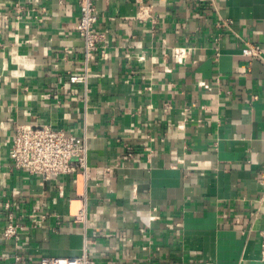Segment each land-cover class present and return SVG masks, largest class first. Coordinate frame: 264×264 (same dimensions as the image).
Listing matches in <instances>:
<instances>
[{"label": "crops", "instance_id": "0c3cea01", "mask_svg": "<svg viewBox=\"0 0 264 264\" xmlns=\"http://www.w3.org/2000/svg\"><path fill=\"white\" fill-rule=\"evenodd\" d=\"M144 1L152 22L134 0H94L106 53L72 83L75 0H0V205L20 225L4 237L0 214V264L77 256L85 239L95 264H264V0ZM34 122L85 141L87 180L12 168L15 126Z\"/></svg>", "mask_w": 264, "mask_h": 264}, {"label": "built area", "instance_id": "2783aa9c", "mask_svg": "<svg viewBox=\"0 0 264 264\" xmlns=\"http://www.w3.org/2000/svg\"><path fill=\"white\" fill-rule=\"evenodd\" d=\"M40 0H34L39 3ZM137 8L133 13V18L146 22L153 21L151 15V6L145 4L144 0H134ZM204 2L207 0H196ZM79 10V18L75 25V30L83 41V63L84 70L82 73H70L68 80L72 83H86L87 65L92 61L95 55L99 58H104L107 49V30L98 29L95 24L97 20L96 7L94 0H75ZM40 4V3H39ZM17 18H20V13L24 6L18 2H12ZM40 6V5H39ZM40 10L44 7L40 6ZM230 20L223 18L218 13L216 24L219 27L228 28ZM244 52L247 54H258V49L251 43H246ZM128 53L125 54L128 57ZM174 55L178 61H182L185 53L182 48H174ZM153 137H149V141L153 142ZM147 161H150L152 149L146 146ZM128 156L132 155V150H128ZM9 157L12 161V168L24 170L28 174H36L40 177V183L56 178L63 174H81L83 180H87L88 162H87V146L84 140H80L74 133L65 131L62 128H55L49 124L28 123L16 124L15 132L9 147ZM109 168H105L104 172H108ZM4 184V177L0 174V185ZM134 189L136 186L134 185ZM9 201H5L0 205V214L3 210L7 213L3 220L2 234L4 237L19 239L20 225L14 221L13 214L9 210ZM32 225H41L45 215L39 212V207H33L29 214ZM156 215H151L150 218H156ZM74 221L86 223L85 217V202L79 212L73 215ZM58 223V222H57ZM260 256L264 261V229L260 231ZM89 241L84 240L82 251L77 256L56 257L44 256L41 257L38 264H95L89 253ZM0 258H4L0 254ZM21 257L15 256V261H19Z\"/></svg>", "mask_w": 264, "mask_h": 264}]
</instances>
